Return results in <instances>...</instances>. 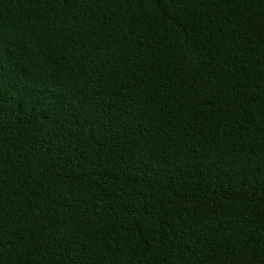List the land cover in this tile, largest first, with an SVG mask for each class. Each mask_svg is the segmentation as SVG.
<instances>
[{
  "label": "trees",
  "instance_id": "16d2710c",
  "mask_svg": "<svg viewBox=\"0 0 264 264\" xmlns=\"http://www.w3.org/2000/svg\"><path fill=\"white\" fill-rule=\"evenodd\" d=\"M0 264H264V0H0Z\"/></svg>",
  "mask_w": 264,
  "mask_h": 264
}]
</instances>
